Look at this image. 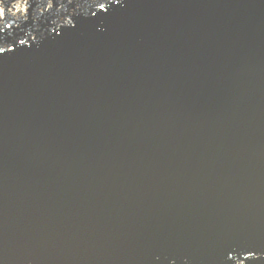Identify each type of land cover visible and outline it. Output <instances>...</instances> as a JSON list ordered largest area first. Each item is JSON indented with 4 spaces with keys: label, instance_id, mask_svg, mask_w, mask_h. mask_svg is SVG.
<instances>
[{
    "label": "water",
    "instance_id": "1",
    "mask_svg": "<svg viewBox=\"0 0 264 264\" xmlns=\"http://www.w3.org/2000/svg\"><path fill=\"white\" fill-rule=\"evenodd\" d=\"M0 10V264H264V0Z\"/></svg>",
    "mask_w": 264,
    "mask_h": 264
},
{
    "label": "clouds",
    "instance_id": "2",
    "mask_svg": "<svg viewBox=\"0 0 264 264\" xmlns=\"http://www.w3.org/2000/svg\"><path fill=\"white\" fill-rule=\"evenodd\" d=\"M0 16H3V10H0Z\"/></svg>",
    "mask_w": 264,
    "mask_h": 264
}]
</instances>
